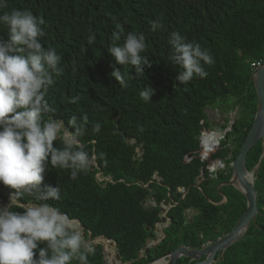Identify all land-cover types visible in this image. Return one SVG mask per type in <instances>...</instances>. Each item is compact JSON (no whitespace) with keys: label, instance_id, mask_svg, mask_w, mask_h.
Wrapping results in <instances>:
<instances>
[{"label":"trees","instance_id":"obj_1","mask_svg":"<svg viewBox=\"0 0 264 264\" xmlns=\"http://www.w3.org/2000/svg\"><path fill=\"white\" fill-rule=\"evenodd\" d=\"M12 10H31L45 21L41 42L61 56L46 96L52 115L66 124L75 117L86 130L80 137L85 150L106 170L103 177L115 175L116 183L101 182L90 166L73 180L70 170L49 164L44 184L59 187L60 199L47 203L80 220L93 238H112L124 264H149L180 246L200 249L230 233L246 213L247 199L233 186H219L231 180L232 163L257 112L253 65H264V0H7L0 14ZM154 20L163 27L153 31ZM117 26L123 36L145 35L147 50L142 55L151 67L144 76H137L130 65H119L108 53ZM172 32L210 51L214 62L203 65L206 77L179 84L180 69L168 59ZM90 33L96 36L91 45ZM6 37L7 27L0 25V38ZM117 68L128 74L126 87L110 76ZM145 86L154 89L148 102L139 95ZM208 109L225 115L220 128ZM236 109L239 114L231 124ZM97 124L99 132L93 130ZM229 126L226 135L209 133L202 148L204 132H223ZM56 146L63 145L57 141ZM141 146L145 151L140 161L136 151ZM262 155L260 142L248 153L250 172ZM217 160L225 168L216 173ZM157 173L160 181L154 180ZM255 188L260 211L256 221L217 264H264V160ZM10 191L0 184V206L8 203ZM39 191L23 195L19 202L36 203ZM152 191L157 207L147 205ZM223 195L228 202L217 205L225 200ZM164 201L173 204L166 238L141 261L147 239L157 238ZM189 210L193 217H188ZM103 251L102 245L93 249L89 264H106ZM106 251L115 263L111 245ZM178 264L195 262L183 258Z\"/></svg>","mask_w":264,"mask_h":264},{"label":"clouds","instance_id":"obj_2","mask_svg":"<svg viewBox=\"0 0 264 264\" xmlns=\"http://www.w3.org/2000/svg\"><path fill=\"white\" fill-rule=\"evenodd\" d=\"M6 7L7 0H0V9ZM44 24L43 18L37 17L31 10H12L0 14V25L7 27V37L0 38V184L11 189L8 203L0 206V264H72L73 261L89 264L88 256L92 254L98 239L112 243L105 239L108 237L93 238L92 233L85 231L80 220L70 218L47 203L60 199L59 187L44 184L47 166L50 164L53 168L70 170L73 180L90 166L91 172L98 171L97 177L101 182L116 183L115 175L110 173L108 177H103L106 170L96 155L92 157L85 150L80 137L85 135L86 130L83 125L77 124L75 117L66 124L52 115L54 109L46 96L53 83V73H59L61 56L54 48L45 47L41 42ZM162 27L158 20L151 22L153 31ZM122 36L117 26L110 37L108 53L119 65H130L137 76H144L145 68L151 67L148 57L142 55L147 50L145 35L129 32L120 43ZM95 41V34L90 33L88 44ZM168 42L171 66L180 69L176 76L179 84L207 76L203 65L214 62L209 50L203 49L199 43L189 42L178 32H172ZM110 76L121 86H127L126 72L117 68ZM153 94L151 86H145L139 93L145 102L152 100ZM207 111L215 118L222 114L220 109ZM84 120L86 122L87 117ZM93 130L99 132L100 125H95ZM225 132L216 133L223 136ZM57 141L63 146H56ZM141 149L145 151L142 146L136 151V158L140 161L144 154ZM219 162L224 165L220 160L214 163ZM155 179L160 181L159 175L156 174ZM37 189L40 191L34 197L36 203L19 202L23 195L31 196ZM147 205L158 206L149 201ZM170 206L173 208L171 202ZM191 213L194 211L191 210ZM163 227L166 229L169 225ZM103 252L106 260L108 254L105 248Z\"/></svg>","mask_w":264,"mask_h":264},{"label":"water","instance_id":"obj_3","mask_svg":"<svg viewBox=\"0 0 264 264\" xmlns=\"http://www.w3.org/2000/svg\"><path fill=\"white\" fill-rule=\"evenodd\" d=\"M253 79L258 98V106L254 124L244 144L242 145L238 158L232 163L233 172L231 180L219 186V188L223 186H233L237 190L242 192L247 199L246 213L240 218L234 229L227 235L221 237L218 241L209 242L207 245H204L200 249L180 246L173 252L164 255L161 258L150 262L149 264H178L179 261L183 258L190 259L191 262H195V264H217L222 260L221 258H219V255L221 254L222 258H224L225 252L233 245H235L239 240H241L247 233L251 223L253 221H256V218L260 211L257 201L258 192L255 188V183L264 160V66L255 72ZM234 123L235 120H233V124ZM210 131L211 130H209V132ZM225 134L227 133L225 132ZM260 142H262L263 146V155L255 169L250 172L246 166L247 156L248 153ZM141 152L144 153V150L141 149ZM140 159L142 160L143 157H140ZM157 175H159V173H157ZM179 190L184 191V189ZM155 193V191H152L150 193V197L148 200L150 203L154 202L153 196ZM223 196L225 200L217 205L226 204L228 202V198L225 195ZM163 204L164 206L161 208L163 212L161 223H166L167 221L171 223V219L168 218V213L172 208L170 206V202L164 201ZM156 232H160V235L158 236L157 234V239H147L144 245V250L141 253L139 260L144 261L147 255H149L151 249L157 247L166 238L165 227H163L162 230L157 227ZM105 239L116 246V264H124L121 261V254L118 251L117 243H115L110 237ZM98 245L99 244L97 243L93 246L92 249L97 248ZM105 263L112 264L106 260Z\"/></svg>","mask_w":264,"mask_h":264},{"label":"rangeland","instance_id":"obj_4","mask_svg":"<svg viewBox=\"0 0 264 264\" xmlns=\"http://www.w3.org/2000/svg\"><path fill=\"white\" fill-rule=\"evenodd\" d=\"M210 112V111H209ZM238 114H239V110L238 109H236V111L235 112H233L232 114H231V120H230V123H232V118H234L235 119V117L236 116H238ZM211 115H213V114H211ZM224 118H225V115H223V114H221V116L220 117H218V118H216V119H214L213 120V124L216 126V127H218V128H220V126L221 125H223L224 124ZM227 129H231V127L229 126V128H227ZM226 129V130H227ZM225 131H223L222 133H224ZM209 135V134H208ZM214 136H219V135H221V134H219V133H214L213 134ZM138 153H139V155L141 154V152L140 151H138ZM217 152H215V153H213V154H216ZM93 164H95V163H93ZM216 168L219 170V169H221V168H224V167H222V166H219V165H216ZM179 189H181V188H179ZM179 189H178V191H179ZM183 189H185V188H183ZM180 192V191H179ZM184 193V195H186L187 193H188V190H186L185 189V191L183 192ZM4 204H2V206H3ZM195 215V213H191V210H189L188 211V217H193ZM191 221H192V219H190ZM170 222L169 221H167L166 223H160L159 225H158V228L160 229V227L161 226H163V225H169L170 226ZM157 239V238H156ZM97 243H100L99 245H103L104 246V248L106 249V244H107V241L106 240H102V239H98L97 240ZM209 243V242H208ZM207 243V244H208ZM219 258H221L222 259V256H221V254L219 255ZM106 260L109 262V263H111L110 262V258H109V256L107 255V257H106ZM116 262V261H115ZM112 264H116V263H112Z\"/></svg>","mask_w":264,"mask_h":264},{"label":"built area","instance_id":"obj_5","mask_svg":"<svg viewBox=\"0 0 264 264\" xmlns=\"http://www.w3.org/2000/svg\"><path fill=\"white\" fill-rule=\"evenodd\" d=\"M264 65L262 64V62H259L257 64H254L253 65V68L255 70H259L260 68H262ZM209 133H216V131H213V132H204V134L202 135V138H201V145H202V148L205 149V137L209 134ZM219 166H222L224 167V165H222L221 163L219 164ZM215 172L217 173V170H215ZM216 177V176H215Z\"/></svg>","mask_w":264,"mask_h":264},{"label":"bare ground","instance_id":"obj_6","mask_svg":"<svg viewBox=\"0 0 264 264\" xmlns=\"http://www.w3.org/2000/svg\"><path fill=\"white\" fill-rule=\"evenodd\" d=\"M213 134H214V133H213ZM216 165H219V164H218V163H215V167H216ZM103 245H104V244H103ZM106 245H111L114 254H116L117 250H116L115 245H113V244H109V243H107ZM115 263H116V262H115Z\"/></svg>","mask_w":264,"mask_h":264},{"label":"crops","instance_id":"obj_7","mask_svg":"<svg viewBox=\"0 0 264 264\" xmlns=\"http://www.w3.org/2000/svg\"><path fill=\"white\" fill-rule=\"evenodd\" d=\"M158 234V236L160 235V232H157L156 235ZM158 238V237H157Z\"/></svg>","mask_w":264,"mask_h":264}]
</instances>
